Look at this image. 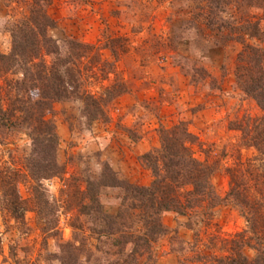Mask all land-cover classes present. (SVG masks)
Returning <instances> with one entry per match:
<instances>
[{"label": "rangeland", "instance_id": "rangeland-1", "mask_svg": "<svg viewBox=\"0 0 264 264\" xmlns=\"http://www.w3.org/2000/svg\"><path fill=\"white\" fill-rule=\"evenodd\" d=\"M207 2L52 0L47 13L54 26L48 35L63 55L71 42L89 46L82 63L73 67L82 70L80 85L69 87L68 95L45 117L58 135L61 174L44 182L58 211L47 221L28 212L23 225L0 214V264H178L195 255V234L205 229L194 218L165 213L162 221L168 233L144 253L131 243L120 252L117 243L141 228L137 218L126 216L128 204L123 208L125 226L115 216L127 200L126 185L152 183L142 156L160 147L162 128L183 123L197 137L195 156L218 163L212 183L222 198L229 190L228 169L257 155L238 129L248 118L263 116L236 79L243 44L221 35L231 29L239 32L248 21L261 19L264 27V8L258 7L260 0H221L217 7ZM6 3L0 1L4 54L12 48L10 28L26 12L24 0ZM206 14L215 22L223 20L227 28L210 27L203 20ZM248 43L264 51V41L248 38ZM112 87L122 94L107 96ZM88 95L103 99L104 112L96 120L86 105ZM10 133L0 129V141L10 143L0 144V161L9 159L8 150L31 151L26 134ZM20 193L28 199L26 186ZM208 227L201 250L208 251L213 231L234 235L247 223L236 208L222 203ZM135 251L141 256L137 262L128 257Z\"/></svg>", "mask_w": 264, "mask_h": 264}, {"label": "trees", "instance_id": "trees-1", "mask_svg": "<svg viewBox=\"0 0 264 264\" xmlns=\"http://www.w3.org/2000/svg\"><path fill=\"white\" fill-rule=\"evenodd\" d=\"M4 1L11 5L18 0ZM51 2L24 0L26 12L10 28L11 51L0 53V129L6 134L23 132L32 147L29 154L17 148L8 150L9 159L0 161V214L3 219H13L19 225L25 224L26 214L31 211L44 221L57 214L44 182L61 174L57 162L58 135L54 123L45 117L52 112L54 103L68 95L69 87L80 85L82 70L73 67L77 66L76 62L82 63L89 48L71 42L63 55L48 35V30L54 26L47 13ZM207 3L211 7L222 4L221 0H208ZM258 7L264 8V0H260ZM203 20L210 27L228 26L223 20L215 22L213 16L207 14ZM242 28L239 32L231 29L226 36H221L243 44L236 79L241 90L256 101L263 116L248 118L247 124L238 129L245 134L246 146L255 148L257 155L228 169L229 190L222 198L212 183L218 163L211 162L209 157L202 161L195 156L193 147L199 145L197 137L183 123L162 128L160 147L142 156L143 163L152 172V183L124 187L128 201L122 202L115 219L120 226H125L126 216L135 217L141 229H134L138 235L134 232L117 243L120 252L124 245L131 243L135 250L141 248L148 253L149 246L168 233L162 221L168 212L196 219L206 232L213 223L215 209L228 203L239 211L247 228L229 236L213 231L209 234L208 251L200 249L201 236L205 232L198 230L192 245L195 257L187 258L188 264H264V51L248 43V38L264 41V27L260 19L248 21ZM52 56L54 58L48 60ZM106 94L114 99L122 92L112 87ZM102 101L98 96L86 97L92 119L103 114ZM0 144L10 143L0 141ZM22 186L28 189V199L20 193ZM127 204L130 212L124 216L123 208ZM128 257L135 262L141 258L137 251ZM185 262L178 264H187Z\"/></svg>", "mask_w": 264, "mask_h": 264}]
</instances>
